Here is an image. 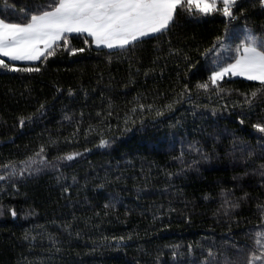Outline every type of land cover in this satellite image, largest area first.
<instances>
[{
    "label": "trees",
    "instance_id": "trees-1",
    "mask_svg": "<svg viewBox=\"0 0 264 264\" xmlns=\"http://www.w3.org/2000/svg\"><path fill=\"white\" fill-rule=\"evenodd\" d=\"M51 2L0 0V18L27 23ZM222 7L179 8L166 31L123 50L71 33L52 56L13 62L39 71L0 67V264L264 257V91L229 74L209 81L247 30L264 36V7L239 0L236 19Z\"/></svg>",
    "mask_w": 264,
    "mask_h": 264
},
{
    "label": "snow or ice",
    "instance_id": "snow-or-ice-1",
    "mask_svg": "<svg viewBox=\"0 0 264 264\" xmlns=\"http://www.w3.org/2000/svg\"><path fill=\"white\" fill-rule=\"evenodd\" d=\"M219 2L222 3L224 16L236 19L233 10L234 6H238L239 0H219ZM258 2L264 7V0ZM217 3L218 0H52L50 4L37 5L27 23H10L7 19L0 18V67L15 72L39 71V68H20L13 61H35L41 56H52L55 54V45L61 40L66 47L68 46L69 33L87 34L97 46L104 45L109 49L123 50L151 38L153 34L166 31L174 22V16L179 8H184L190 14L195 12L207 15L218 10ZM42 8L46 10H41ZM218 40L223 47L222 38ZM85 43L87 44L88 41L85 40ZM72 51L83 52L84 49L73 48ZM236 53L232 63L218 67L217 71L211 73L210 83L219 87V81L226 74L239 75L252 81H259L261 88L258 91H264V36L257 35L250 29L247 30L244 39L236 48ZM3 57L9 58V61L6 62ZM184 87L187 88V85ZM198 87L207 89L209 82L200 83ZM257 94V91H253L251 97L246 96L250 104ZM160 114L157 112V115ZM31 118H21V126L25 123V119ZM254 127L264 133V123H257ZM107 143L106 140L100 141L101 145ZM42 152L43 148H41ZM78 155L80 154L71 153L62 158L72 160ZM251 155L250 152L249 156ZM21 163L27 169L31 167L32 161L29 158L28 161ZM2 167H10L12 174H15L14 164ZM12 215H16L15 211H12ZM256 235L259 238L264 236V233ZM25 239H28L27 234ZM123 239L124 237H120L121 241ZM212 255L209 249V256ZM257 259L264 261V257H255L253 253L248 264H255Z\"/></svg>",
    "mask_w": 264,
    "mask_h": 264
},
{
    "label": "crops",
    "instance_id": "crops-1",
    "mask_svg": "<svg viewBox=\"0 0 264 264\" xmlns=\"http://www.w3.org/2000/svg\"><path fill=\"white\" fill-rule=\"evenodd\" d=\"M218 2H219V0H218ZM69 34H71V33H69ZM86 35H87V34H86ZM93 45H94L95 47H104V48H107V47L104 46V45L97 46V45H95L94 43H93ZM107 49H109V48H107ZM3 58L9 60V58H7V57H3ZM36 61H38V60H35V61H13V62L33 63V62H36ZM231 63H232V62H231ZM232 76H233V75H232ZM234 76L248 79L247 77H242V76H239V75H234Z\"/></svg>",
    "mask_w": 264,
    "mask_h": 264
},
{
    "label": "rangeland",
    "instance_id": "rangeland-1",
    "mask_svg": "<svg viewBox=\"0 0 264 264\" xmlns=\"http://www.w3.org/2000/svg\"><path fill=\"white\" fill-rule=\"evenodd\" d=\"M217 71V70H216Z\"/></svg>",
    "mask_w": 264,
    "mask_h": 264
}]
</instances>
